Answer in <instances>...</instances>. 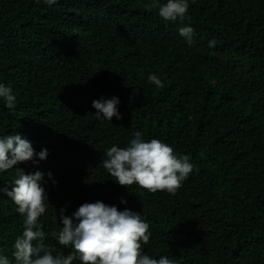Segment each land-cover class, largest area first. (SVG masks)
<instances>
[{"label":"trees","instance_id":"trees-1","mask_svg":"<svg viewBox=\"0 0 264 264\" xmlns=\"http://www.w3.org/2000/svg\"><path fill=\"white\" fill-rule=\"evenodd\" d=\"M151 3L0 0V84L17 97L14 109L0 98V137L48 150L16 166L44 173L45 244L53 255L74 251L51 233L62 215L101 201L149 223L151 258L264 264V0H189L183 22ZM186 26L191 45L179 35ZM112 97L122 118L97 117L93 101ZM137 131L190 156L194 169L174 195L121 186L103 167L107 150ZM15 178V167L0 172V189ZM16 208L0 191V257L10 264L24 230Z\"/></svg>","mask_w":264,"mask_h":264},{"label":"clouds","instance_id":"clouds-1","mask_svg":"<svg viewBox=\"0 0 264 264\" xmlns=\"http://www.w3.org/2000/svg\"><path fill=\"white\" fill-rule=\"evenodd\" d=\"M44 3L52 6L57 0H44ZM189 6V0H167L166 3L152 0L149 8H158L159 16L166 21L183 22ZM179 35L191 45L194 29L181 27ZM215 43L213 40L209 46ZM148 80L159 88L164 87L155 74L149 75ZM0 98L4 99L7 108H15L17 97L11 87L0 84ZM119 103L118 97H112L94 100L93 107L97 117L111 121L114 116L122 118L117 108ZM36 156L45 160L48 150L36 153L32 143L19 134L0 137V172L16 168L14 186L11 190L3 188L0 191L6 193L17 206L16 211L25 217L23 233L14 242L16 264H73L77 259L82 264H174L167 257L154 259L143 253L142 245L149 243L151 233L149 223L140 213L127 208L121 211L101 201L83 203L71 216L60 217L62 229L51 235L60 245L72 246L74 251L53 255V249L45 244L46 233L38 223L47 210L46 200L49 199L41 183L44 173L28 174L16 167ZM106 157L103 167L119 185L129 188L137 184L152 193L166 191L174 195L194 169L189 155H177L172 146L159 139L146 142L139 131L134 133V139L127 147L112 146ZM48 176L51 178L52 173ZM121 202L127 203L123 199ZM64 211L61 209L62 213ZM0 264H10L8 257H0Z\"/></svg>","mask_w":264,"mask_h":264}]
</instances>
